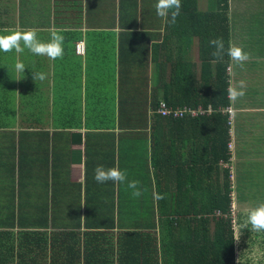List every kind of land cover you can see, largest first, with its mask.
<instances>
[{
  "label": "crops",
  "instance_id": "obj_1",
  "mask_svg": "<svg viewBox=\"0 0 264 264\" xmlns=\"http://www.w3.org/2000/svg\"><path fill=\"white\" fill-rule=\"evenodd\" d=\"M155 3L0 0V35L34 28L45 42L54 30L65 37L63 57L55 60L27 49L0 51V216L10 210L15 217L61 218L60 224L46 229V240L37 243L25 236L16 241V231L5 236L10 241L0 243V264H83L85 247L94 257V245L115 246L116 235L132 229L129 220L120 227L117 217L158 216L161 199H154L153 193L163 195L166 189L174 196L180 185L185 198L174 200V211L193 216L206 202L191 187L200 184L201 194L208 195L212 185L214 190L220 185L221 171L228 174L227 161L211 156V143L218 138L231 144L227 159L232 199L227 212L241 219L251 204L243 201L264 202V0H227L228 45L250 54L243 66L228 58L227 91L230 84H246L243 97L231 101L227 94L232 110L228 126L207 117L212 113L197 122L171 124L152 113L154 98L182 97L179 78L188 86L190 72L196 74L200 64L194 27L166 24L157 16ZM196 7L206 12L208 1ZM79 42L81 51L75 49ZM17 61L25 65L24 73L16 71ZM33 72L46 78L34 81ZM4 100L10 102L8 110ZM71 119L78 121L76 129H54L48 122L35 125V120L61 124ZM97 165L126 171L128 180L140 182L142 195L133 197L126 183H97ZM196 169L202 171L197 177ZM68 202L79 207V215L68 213ZM89 212L110 217L108 224L117 222L116 228L66 226L67 218H85Z\"/></svg>",
  "mask_w": 264,
  "mask_h": 264
},
{
  "label": "trees",
  "instance_id": "obj_2",
  "mask_svg": "<svg viewBox=\"0 0 264 264\" xmlns=\"http://www.w3.org/2000/svg\"><path fill=\"white\" fill-rule=\"evenodd\" d=\"M207 1V11L200 12L196 5L201 0H181L182 7L180 15L178 16L177 26L185 25L186 29L188 28V23H190V28L194 27L197 39L200 40V64L196 74L192 75V72H190L188 86L183 78H179L180 87L184 90L179 100L175 101L171 98L163 97L154 98L151 101L150 108L154 116L170 121L169 124L189 122L190 120H193L191 122H197L206 117H191L188 112L179 118L166 117L158 111L162 103L177 111L196 110L199 107L205 109L209 106L212 114L210 113L211 115L207 116L208 118L219 121L221 124L226 123L227 126L231 122L229 119L231 118L232 110L228 106L226 73L229 57L225 55L222 61H217L211 55L213 48L208 43L210 39L221 37L223 38L225 48L228 47V28L225 17L227 0ZM170 25L176 26L175 24ZM6 33H8V30H4V34ZM77 44L75 45L76 50ZM37 92L39 93V90ZM9 105V100H4L3 108L8 110ZM215 110H221L223 116L219 115L220 113ZM46 122L54 129H76L78 126V121L75 119L61 124L55 120L50 122L35 120V125L45 124ZM153 130L154 128L152 126L150 128L152 132L150 161L154 165ZM226 140L227 138L221 142L218 138L212 141L211 156L215 158V161L217 159L223 162L227 161L229 175L223 169L221 171L222 181L220 185H215L217 187L216 190H214V186L212 185L208 195L203 196L201 194L202 186L200 184L191 187L195 191V194H200L201 199H203L202 203L206 202L200 210L194 212L193 216H189V213L184 212H182L184 214L175 213L174 210L178 206H174V200L178 201L185 198L182 185L177 187L178 191L174 196L168 195L166 189H164V198L158 201V216H152L157 214L152 213L151 216L140 217L142 220L136 225L131 223V230L121 231L116 235L115 246L109 243L113 238L112 235L107 236L109 241L104 236L103 240L109 244L105 247L101 246L100 243L94 245V257L91 256L92 249L85 247L82 251L83 264H243L242 254L239 259L235 260L234 258L233 233L229 220L225 219L229 218V212L227 210L232 199V196L229 194L231 166L230 160L227 159L228 153L231 150V144L227 143ZM198 173L201 174L202 171L196 169V177ZM197 203L195 202V204ZM169 204L170 206H168ZM186 205L188 207L189 203H186ZM162 207L167 209H163ZM95 212L97 214L101 213H98L96 210ZM211 212L212 217H208ZM216 212L224 213L225 215L224 217L214 218ZM11 213L10 210H4L0 216V229H3L0 232V235H2L0 237V243H3V239L5 242H9L10 239L5 240V236H11L12 231H16V235L19 236L15 239L16 241L22 242V236H25L24 240L37 243L46 240L44 233L49 226L54 227L61 223V218L47 216H35L31 218L15 217ZM110 220H112L110 217L92 216L89 212L85 218L77 216L67 218L66 226L79 228L82 224L85 228L98 230L103 229ZM126 220L127 218L121 220L120 227L124 226ZM116 223L110 222L108 229H115ZM210 224L212 229L209 230L207 225ZM35 229H42L43 232L42 230L36 231ZM87 233L88 231H85L84 235ZM101 233L95 232V235H104ZM92 241L95 243V239H92ZM96 241L99 242V240ZM100 242H102L101 239ZM253 246V244L249 243L247 246L248 251L253 250ZM262 248L264 249V244ZM76 251L79 250L77 249ZM87 256L88 263L86 261ZM2 261L6 262V260Z\"/></svg>",
  "mask_w": 264,
  "mask_h": 264
},
{
  "label": "clouds",
  "instance_id": "obj_3",
  "mask_svg": "<svg viewBox=\"0 0 264 264\" xmlns=\"http://www.w3.org/2000/svg\"><path fill=\"white\" fill-rule=\"evenodd\" d=\"M181 0H156L155 11L157 16L162 18L166 24H175L177 17L181 11ZM7 35H0V51L23 53L27 49L30 53L37 56H47L53 60L63 57L64 54V39L65 37L59 30H54L50 33V39L48 41H42L38 37L37 30L34 28H24L21 30L10 29ZM209 46L213 48L211 55L216 58L217 61H222L224 56L227 55L232 62L243 66V64L250 59V54L240 46H237L231 42L227 48L223 38L217 37L209 40ZM15 69L18 72L25 70V65L17 61ZM45 74L42 72H33V80L45 79ZM246 84L241 80L237 85H229L228 96L231 101L243 97L245 95ZM94 180L97 183L103 184L108 181L113 183H126L127 187L133 189L132 196L139 197L142 195V191L139 188L140 182L137 180H128L127 172L121 170L119 167L105 168L103 165H97L94 168ZM154 199H163L162 194L153 193ZM84 205H81L82 207ZM234 210V209H233ZM231 212H229V220L231 219ZM214 215V218L224 217V213H218ZM212 217V216H211ZM234 217V212H233ZM83 218V217H80ZM232 225V224H231ZM251 226L252 231L261 232L264 231V202L259 203L256 206L250 207L246 211L245 228ZM231 228V227H230ZM232 230V229H231Z\"/></svg>",
  "mask_w": 264,
  "mask_h": 264
},
{
  "label": "rangeland",
  "instance_id": "obj_4",
  "mask_svg": "<svg viewBox=\"0 0 264 264\" xmlns=\"http://www.w3.org/2000/svg\"><path fill=\"white\" fill-rule=\"evenodd\" d=\"M110 4L109 1H107V6ZM101 12V11H99ZM80 49L82 50V44ZM77 50V51H81ZM80 53V52H79ZM254 195V191H253ZM245 204H250V207L256 206L260 201H243ZM74 202H68V213L79 215L78 208L75 207ZM234 209V206H233ZM235 211L236 208L234 209ZM244 211H240L243 215ZM122 212H120L121 215ZM244 216V215H243ZM198 217V216H197ZM119 219H124L125 217L120 216L117 217ZM117 218L115 220L117 221ZM74 219V218H71ZM127 220H130V223L133 225H136L139 223V221L142 220L140 217H127ZM245 220L246 216L239 219V217H236V213L231 212V219H230V227L232 229L233 238H234V258L239 259L240 255L242 254V261L243 264H264V249L262 248V245L264 244V231L256 232L251 230V226L248 225L247 228H245ZM232 224V225H231ZM211 225V224H210ZM247 230V231H246ZM250 244H253V250L248 251L247 246Z\"/></svg>",
  "mask_w": 264,
  "mask_h": 264
},
{
  "label": "built area",
  "instance_id": "obj_5",
  "mask_svg": "<svg viewBox=\"0 0 264 264\" xmlns=\"http://www.w3.org/2000/svg\"><path fill=\"white\" fill-rule=\"evenodd\" d=\"M81 42H79L76 46L77 50H80L81 47ZM160 112L161 115L166 116V117H174V118H179L182 117L186 112L189 113V115H191V117H198V116H204V115H208L212 112L211 108L209 106H207L205 109L202 107L197 108L196 110H188V111H177L176 109H172L167 107L165 104H161L160 108L158 110ZM216 112L221 113V110H215ZM229 147V146H228ZM216 216H218V212L215 213Z\"/></svg>",
  "mask_w": 264,
  "mask_h": 264
}]
</instances>
